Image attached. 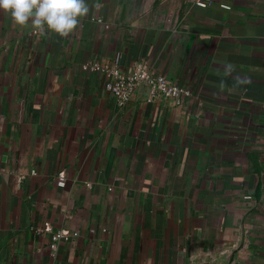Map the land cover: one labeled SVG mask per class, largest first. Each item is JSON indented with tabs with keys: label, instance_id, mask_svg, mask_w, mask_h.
<instances>
[{
	"label": "crops",
	"instance_id": "1",
	"mask_svg": "<svg viewBox=\"0 0 264 264\" xmlns=\"http://www.w3.org/2000/svg\"><path fill=\"white\" fill-rule=\"evenodd\" d=\"M85 2L0 10V264H264V0ZM138 67L191 94L120 104Z\"/></svg>",
	"mask_w": 264,
	"mask_h": 264
},
{
	"label": "clouds",
	"instance_id": "2",
	"mask_svg": "<svg viewBox=\"0 0 264 264\" xmlns=\"http://www.w3.org/2000/svg\"><path fill=\"white\" fill-rule=\"evenodd\" d=\"M0 10L10 12L20 26L31 23L41 34L55 32L67 37L78 26L89 8L85 0H0Z\"/></svg>",
	"mask_w": 264,
	"mask_h": 264
},
{
	"label": "built area",
	"instance_id": "3",
	"mask_svg": "<svg viewBox=\"0 0 264 264\" xmlns=\"http://www.w3.org/2000/svg\"><path fill=\"white\" fill-rule=\"evenodd\" d=\"M202 4V3H200ZM91 69H101L99 64L91 66ZM107 90L115 94L120 104H125L131 96L141 87L146 86L152 95L159 94L165 99L180 103L183 96H189V89L181 84L171 83L162 76H153L146 69L138 67L131 76L123 77L117 71L103 68ZM68 234H61L59 239L68 240Z\"/></svg>",
	"mask_w": 264,
	"mask_h": 264
}]
</instances>
